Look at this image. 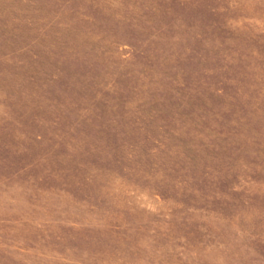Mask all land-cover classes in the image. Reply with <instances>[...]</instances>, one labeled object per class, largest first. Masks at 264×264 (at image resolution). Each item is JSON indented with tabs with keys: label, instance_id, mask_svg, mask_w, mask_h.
I'll return each mask as SVG.
<instances>
[{
	"label": "rangeland",
	"instance_id": "374dc122",
	"mask_svg": "<svg viewBox=\"0 0 264 264\" xmlns=\"http://www.w3.org/2000/svg\"><path fill=\"white\" fill-rule=\"evenodd\" d=\"M0 264H264V0H0Z\"/></svg>",
	"mask_w": 264,
	"mask_h": 264
}]
</instances>
